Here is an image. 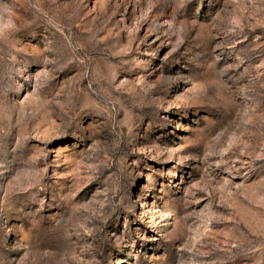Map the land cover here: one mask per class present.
I'll use <instances>...</instances> for the list:
<instances>
[{
    "label": "rangeland",
    "instance_id": "374dc122",
    "mask_svg": "<svg viewBox=\"0 0 264 264\" xmlns=\"http://www.w3.org/2000/svg\"><path fill=\"white\" fill-rule=\"evenodd\" d=\"M0 264H264V0H0Z\"/></svg>",
    "mask_w": 264,
    "mask_h": 264
}]
</instances>
